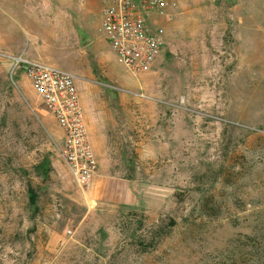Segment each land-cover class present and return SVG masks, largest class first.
I'll return each instance as SVG.
<instances>
[{"label": "rangeland", "instance_id": "rangeland-1", "mask_svg": "<svg viewBox=\"0 0 264 264\" xmlns=\"http://www.w3.org/2000/svg\"><path fill=\"white\" fill-rule=\"evenodd\" d=\"M101 7L0 0V264H264V0H178L136 74ZM15 57L76 74L90 184Z\"/></svg>", "mask_w": 264, "mask_h": 264}, {"label": "built area", "instance_id": "built-area-1", "mask_svg": "<svg viewBox=\"0 0 264 264\" xmlns=\"http://www.w3.org/2000/svg\"><path fill=\"white\" fill-rule=\"evenodd\" d=\"M178 0H102L99 29L117 61L136 74L150 69L165 47L163 21L173 18ZM64 135L58 153L74 180L88 185L98 171L76 74L47 62L15 57Z\"/></svg>", "mask_w": 264, "mask_h": 264}, {"label": "crops", "instance_id": "crops-1", "mask_svg": "<svg viewBox=\"0 0 264 264\" xmlns=\"http://www.w3.org/2000/svg\"><path fill=\"white\" fill-rule=\"evenodd\" d=\"M79 88H81V86H79ZM48 118H50V117H48ZM85 118H86V124H87L89 137L93 143L96 155H97V157L99 155V159H100V155L102 156V154H101V149L98 146V135H97L96 128L94 127V125L92 123L90 114H87V115L85 114Z\"/></svg>", "mask_w": 264, "mask_h": 264}]
</instances>
